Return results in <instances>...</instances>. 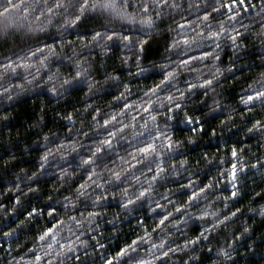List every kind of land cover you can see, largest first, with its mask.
Returning <instances> with one entry per match:
<instances>
[{
	"label": "trees",
	"instance_id": "obj_1",
	"mask_svg": "<svg viewBox=\"0 0 264 264\" xmlns=\"http://www.w3.org/2000/svg\"><path fill=\"white\" fill-rule=\"evenodd\" d=\"M13 2L25 6L31 4L32 7L27 12L21 7L10 9L7 17L0 15V26L5 22L9 25L7 39L0 37V64H4L5 58H8L18 65L16 71L0 68V88L7 90V95L0 92V205H3L0 208V264H60L61 260L64 264H78V259L81 262L86 260V264H102L103 260L114 255L124 243H130L137 235L143 236L145 230L151 234V240L145 237L141 245L143 251H138L137 254L148 260L152 258L150 251L158 255L157 249L163 242V250L171 249L167 264H178V261L182 264L187 250L181 253L175 251V248L183 245L185 240L192 241L193 237L199 236L198 241L192 242L199 252L198 264H264V217L258 214L259 205L264 204V129L248 131L255 120L264 122V106L257 102H253L255 107L252 103L246 106L240 102L242 96L249 94V85L257 89L258 86L253 81L259 80V74L264 72V37L259 35V16H264L261 11L264 0H247V4L243 6L230 5L238 13L233 19H225V14L231 16L228 8L215 10L214 0H175L180 5L176 9L161 6L164 7L163 23L158 22L156 25L160 31L158 34H149L143 45V52L140 53V61L135 59L133 50L126 48L125 43L119 40L113 41L107 52H101L98 47L88 44L92 35L91 28L107 24L109 20L112 22L107 26L113 30L126 35L132 29L133 36L139 35L138 30L142 26L139 25L138 18L137 23L132 24L97 11L87 14L78 22V26L63 24V18L59 15L45 26V17L41 15L45 0ZM51 2L52 0H48L49 6ZM129 2L135 6L137 0ZM168 2L171 3L172 0ZM225 2L226 0H221V3ZM3 3L4 0H0V4ZM209 4L212 8L208 7ZM251 5L255 7L250 8ZM205 11L211 17L207 21L204 20ZM253 19L257 22L251 23ZM217 22H222L226 30L234 28L240 33L238 47L232 48L227 35L222 33L221 39L215 41V44L220 45L215 64L211 58L191 60L187 69L180 68L175 80L166 84L161 92L148 94L153 83L162 79L161 66L164 63L171 62L170 66L177 67L179 60L187 59L188 56L198 57L200 51H212L215 48L214 43L203 37L208 28L218 30ZM242 26H247V30ZM201 29H204L203 33ZM178 33L189 37L199 35L200 39L195 40L190 48L181 42L178 48L169 49L171 40L179 39ZM80 36L85 39L81 41ZM61 40L65 44L63 48L59 47ZM45 43L56 44V55L45 53L48 55V66L41 67L36 47ZM82 44L86 47H81ZM28 50L35 53L34 58L28 56ZM125 56L129 60L122 62ZM81 58L86 61L84 67L95 82L91 92L86 86L87 80L78 87L62 85V81L74 73L73 61ZM20 60H24L29 67L19 66ZM137 67L142 71L138 72ZM218 68L220 74L216 76ZM37 70L40 72L39 76L36 75ZM109 73L117 74L120 81H106L105 76ZM49 74L54 75L51 81L47 79ZM198 76L200 79L215 76V80L210 88L186 90V84L199 83ZM125 84L128 85L127 89ZM53 87L57 92L51 91ZM174 88L185 92L183 102L173 91ZM168 92L177 97V102L182 107L172 110L174 119L170 121L163 115V110L157 123L160 125L167 121L171 125V136L179 139L182 147L177 148L174 153L165 150L162 160L167 162L166 170L168 165L177 164H173V160L178 162L184 158L187 163L179 177L158 180L153 188L156 195L149 197L146 194L130 205L132 210L129 211L122 206L119 191L122 188L129 191L146 188L151 182L152 172L149 169L153 172L155 169L149 161L145 167L141 156L133 153L132 149L140 144L134 139H128L118 141L111 150L102 147L107 155L103 162L96 161L98 167L89 178L87 173L93 171V166L81 167L79 161L80 157L91 155V152L85 148L72 151L69 142L78 138L75 129H79L80 133H88L80 143L91 146L92 142L105 138V133H111L113 128L118 129L120 124L135 127L136 121H147L148 117L141 110L140 103L124 109L123 113L120 110L125 103L132 105L133 101H146L149 98L154 103L157 98L167 103L164 95ZM121 93L124 94L122 99H113ZM213 100L217 101L219 107L211 104ZM210 106L213 108L211 112ZM156 107L159 108L157 105ZM246 107L250 111H246ZM97 108L99 112L96 111ZM185 111L194 118L191 125L180 123ZM68 113H72L71 120L65 119ZM112 116L116 119L111 120ZM106 118L110 119L107 126L103 124ZM95 122H99L101 127L95 128ZM191 128H196L199 134L191 131ZM168 131L165 130V134ZM189 135L195 137L191 143L187 139ZM65 144L67 155L56 148V145ZM232 147L244 157L239 163L247 165L238 173V195L235 197L230 194L231 185L227 178L217 176L219 168H228V163H224L221 157L224 161H231L229 150ZM50 150L51 156L45 163L40 157ZM121 156L131 167L120 162ZM132 156L141 162L137 163L130 158ZM169 156L172 159H168ZM258 160L260 163L256 164ZM41 164L44 165L43 168L40 167ZM254 164L256 167H252ZM105 165L108 168L115 165L114 170L117 171L126 169L121 180L115 181L104 170ZM33 173H36L34 177ZM130 174L135 175L139 183ZM210 177L219 183L210 180ZM86 179L89 181V188L85 190L87 196H79L74 200L77 185ZM189 180L192 182L191 187H182ZM102 182L103 194L105 189L107 193L93 208L91 204L95 199L94 193L102 194V190L97 187ZM205 183H213V187L205 193L211 203L210 210L220 209L217 216L203 220L193 218L187 222V226L181 221L174 229L170 222L179 219L186 210L175 212L178 202L186 203L187 195ZM157 203L159 207L156 206ZM189 203L193 208H199L206 201L196 200L195 204L187 202ZM33 207L37 208V212L26 217V212ZM49 207L56 208L54 216L48 215ZM250 207L257 208V212H250ZM149 208L153 210L149 211ZM8 209L11 211H6ZM89 211L98 213L91 224L82 221L81 225H76L74 220L69 219L73 215L77 219L82 214L87 216ZM169 213L172 215L157 227L161 217ZM56 219L63 222L62 230L56 238L58 243H53L48 238L39 240L37 237L40 232L45 227H51ZM216 219L221 220L219 225L215 224ZM20 221L24 223L20 224ZM9 228L14 229V232L12 236L5 237L3 233ZM202 228H207L204 235H201ZM68 240L74 245L70 254L56 260L44 257L41 261H36L38 254L43 257L41 246L46 249L47 244L52 243L55 250L58 245H66ZM77 240L86 243L81 245ZM153 244L157 245V249L152 248ZM228 246L232 247L233 252L225 262L217 250L220 247L227 249ZM124 259L127 264V257Z\"/></svg>",
	"mask_w": 264,
	"mask_h": 264
},
{
	"label": "snow or ice",
	"instance_id": "obj_2",
	"mask_svg": "<svg viewBox=\"0 0 264 264\" xmlns=\"http://www.w3.org/2000/svg\"><path fill=\"white\" fill-rule=\"evenodd\" d=\"M215 2V10L219 11L223 8H228V11L231 13V16H228L225 14V19H233L238 16L237 11L230 7V5H238L243 6L247 4V0H226L225 3H221V0H214ZM176 9L179 8L180 5L175 2V0H172L171 3L168 2V0H137L136 5L134 6L132 3L129 2V0H119V3L117 0H52L50 6L48 3V0H45L43 4V8L41 9V15L45 17L44 24L48 25L52 22L53 17L59 15L63 18V24L65 25H76L78 26V22L82 21V18H85L87 14L94 13L97 11H102L104 13H107L114 19H120L123 21H128L132 24L137 23V18L139 20V25L142 27L138 30L139 35L133 36L132 29H129V34H121V32H117L113 30L112 28L108 27L107 24H110L112 21L109 20L107 24H98L91 28V38L88 39V44H92L100 49L101 52H107L109 49V46L112 44L113 41L119 40L125 43V47L133 50L134 57L137 61L141 60L140 53L143 52V45L147 42V37L151 32L159 33L160 29L156 27L157 23H163V13H164V7ZM23 7L24 11L27 12L30 7H32L31 4L23 5L21 3H14L13 0H4L3 4H0V15H4L7 17V14L9 13V10H15ZM209 8H212V5H208ZM255 7L254 5L249 6ZM131 9V11H129ZM153 9H159L158 11H152ZM261 11L264 12V7L261 8ZM211 19L209 12H204V20L207 21ZM218 30H212L211 28H208L206 35H204L203 39L207 41H211L215 44L216 40L221 39V34L224 33L227 35L228 41L231 43L232 48L236 49L238 47L237 41L240 39V33L236 32L234 28L225 29L222 22H217ZM182 27V26H181ZM207 27V25H206ZM100 29V30H97ZM171 31V30H169ZM9 32V25L7 22L3 24V26H0V37H3L5 40L8 37ZM201 32H204V29H201ZM228 33H231V35H228ZM179 36V39L173 38L171 40V43L168 45L169 49H176L180 46L181 42L185 47L190 48L192 44L195 42V40L200 39V36H194L189 37L187 35H181L177 34ZM259 35L261 37H264V31L260 32ZM79 39L83 41L85 39L84 36H80ZM71 43V42H70ZM65 46L64 42L61 40L59 42V47L63 48ZM81 47H86V45L82 44ZM220 45L215 44V48L212 51H200L198 57L188 56L187 59H181L178 61L177 67H172L171 62L164 63L161 66V76L162 79L159 80L158 83H153L152 87L148 89V94L155 95L157 92H161L163 87L166 84H171L176 76L179 74L180 68L187 69L188 62L191 60L196 59H204V58H211L213 64L217 61L216 52L219 50ZM36 53L40 54V64L41 67H47L48 66V55L55 56L56 55V44H48L45 43L41 46L36 47ZM47 53L48 55H45ZM28 56L35 57V53H33L31 50H28ZM64 59H69L68 57H64ZM129 60L128 56L123 57L122 62H127ZM75 65L74 73L69 76L67 79L62 81V85H66L69 88L71 87H78L84 85L85 80L88 81L87 88L88 91L91 92L93 90V87L95 86V82L92 81L91 77L88 75V70L84 67V64L86 63L85 60L77 59L73 61ZM24 68H28L29 65L24 61L20 60V65ZM18 65L13 64V61L11 59L5 58V63L0 64V68H3L5 71L12 70L16 71ZM137 71L141 72L142 69L137 67ZM216 73L220 74V69L218 68L216 70ZM36 75L39 76L40 72L37 70ZM47 79L51 81L54 79L53 74H49L47 76ZM120 77L115 73H109L107 76H105V80H115L120 81ZM197 80L199 81L198 84L188 83L186 84V90H194L197 87L204 88L209 87L214 83L215 76H213L211 79H200V77H197ZM253 84H256L258 87L257 89H253L252 85H249V94L242 96L240 102L244 105H249L250 103L253 104V107H255V103L257 102L260 105L264 106V72H261L259 74V80H254ZM11 87V86H10ZM17 87H21V85H17ZM125 89H127L128 85H124ZM53 93L57 92V89L53 87L51 89ZM177 93V96L180 99H183L185 96V92L180 91L179 89H173ZM0 92H4L5 95H7V90L0 88ZM123 93H121L118 97H113V99L119 100L123 98ZM164 101L167 103L162 102L159 98H157L154 101L149 98L146 101H133L132 105L125 103L123 108L120 110L121 113H123L124 109H127L129 107H132L136 103H140L141 110L144 112V114L148 117L147 121H144L142 123V126L144 128L148 127L149 122H155L156 123V133L155 137H149L147 140H141L139 142L140 146L138 147L137 151L138 154L141 156V160L144 161V166L147 167V157L149 154L152 155L153 160H155L157 157L162 156L163 153L158 152V145H157V138L161 141L159 147H163L166 151L169 153H174L178 146L181 144V141L179 139H174L171 135L165 134L163 132H160L159 124L157 121L159 120L161 116L160 108L164 110L163 115L167 118V120H173L174 117L172 115V110L176 109L179 110L182 107V104L177 102V97L173 96L171 92L165 93L164 95ZM159 104L160 108H157L156 105ZM168 105H171L169 108ZM246 111H250L246 107ZM264 110V109H262ZM97 112H99V109H96ZM72 113H68L65 119L71 120ZM111 120H115V116H112L110 118ZM110 119L106 118L103 121L104 125L110 124ZM143 120V117H141ZM198 119V118H197ZM183 122L185 124L191 125L194 122V118L189 115L187 112L185 116L183 117ZM223 123V121H221ZM122 130L127 129V125L121 124L120 125ZM202 127V125H201ZM260 129H264V122L262 120H255L251 127L248 129L249 132L252 131H258ZM191 131L195 132L196 128H191ZM213 130V135H214ZM105 138L103 140V143L105 145H109L112 143V137L116 135L115 129L111 133H105ZM45 139L47 140L48 137L46 136ZM188 139H191L189 137ZM75 142H73V145ZM173 145H176L177 148H173ZM67 145H56V148L60 151L66 152L65 148ZM78 148V146H72V151H75ZM51 155L49 151H45L43 155H41L40 159L42 161H47V158ZM106 152L102 147H97L95 149L94 153H91V155H86L84 159L81 161L84 165H92L93 171L87 173V177L91 178L95 174V169L98 167L96 164L97 160H100L103 162V159L106 157ZM213 155H216L215 153ZM229 155L231 156V161H224L221 157V160L224 163H228V168H219L217 172V176L219 177H226L229 184L231 185V196L235 197L238 195V190L236 186V181L238 180V173H241L243 171V168L247 165H241L239 163V160H243L244 157L240 155L235 147H232L229 150ZM95 157V159H94ZM131 159L135 160L137 163H140L141 160H137L135 156L130 157ZM119 159L126 165V167H131V165H128V162L124 160L123 157H119ZM168 159H172L171 156L168 157ZM186 160L182 158L180 160L181 163L185 162ZM177 161L173 160V164H176ZM260 161L258 160L256 164H259ZM256 164L252 165V167H256ZM41 168L44 167L43 164L40 165ZM116 166L114 165L113 168H108L107 165H105L104 170L109 173V175L114 178L115 181H120L121 176L123 175V170H114ZM166 169L163 167L162 164H157L154 172L152 169H149L150 172H152L150 179L154 182H158V177L162 171H165ZM34 176L36 173L33 174ZM191 175V174H190ZM135 178V177H134ZM210 180H215V178L210 177ZM215 183H219L218 180H215ZM103 184V182L101 183ZM192 182L189 181L187 185H183L182 187H191ZM99 187V185L97 186ZM213 187V183H205L202 187H196L194 188L190 194L187 195V202H192L194 200H197L200 195H203L206 190L211 189ZM89 188V181L86 179L84 182L77 185V195L74 197V200H77L79 196H87L86 189ZM30 191H33V189H29ZM121 192L126 193L127 188H122ZM107 193V189H105L104 194H96L94 193V201L92 202L91 206L93 208L96 207V203L102 201L105 198V194ZM148 193L147 188H142L139 192V197H144ZM20 197H17V201H19ZM225 199H228V197H225ZM132 201L129 200L128 204L131 205ZM189 206H192L190 203ZM3 205H0V208H2ZM67 207V205H65ZM159 207V206H157ZM185 209V202H178V207L174 208L175 212H181V210ZM6 211H11V209H8ZM37 212V208L33 207L31 208V211L26 212V217H31L34 213ZM56 212V208L49 207L48 209V215L54 216ZM97 212L89 211L87 213V216L81 215V218L77 219L75 215L72 217H69L70 220H74L76 225H81L82 221H87L88 224H91L93 222V219L97 216ZM172 214L169 213L167 216H162L159 223L157 224V227H159L161 224H163ZM232 215V214H230ZM207 217L206 213H202L199 219H204ZM227 219V218H225ZM182 217L180 216L179 219H176L175 222H181ZM24 221H20V224H23ZM62 224L63 222L60 219H56L55 223L52 224L51 227H45L37 237L39 240H45V238L50 239L53 243L57 242V236L59 235V232L62 230ZM58 226H61L58 228ZM211 227V225H209ZM14 232V229L9 228L8 231L4 232L3 235L5 237L12 236ZM145 237H147L149 240H151V234L145 230L143 233V236L137 235L134 239L131 240L130 243H124L123 246L119 247V250L115 252L114 255H109L107 259L102 261V264H125V257H127V264H157V261H159V264H167V257L169 256L171 249L165 251L163 250L165 248V245L163 242L159 244V248L157 249V245L153 244L152 248L158 250V255L156 253L149 252V255H151V260H148L146 258H143L139 256L137 253L138 251H143L141 248V245L144 243ZM200 239L199 236L193 237L192 241L185 240V243L198 241ZM207 239V237H205ZM77 243L84 245L86 241L83 240H77ZM74 245L72 244L71 240H68L66 242V245H58V248L53 250L52 243H48L46 246V249L44 246H41V251L43 252V257L41 255L36 256V261H41L44 257H50L51 260H56L58 257H65L66 255L71 253L72 248ZM222 253L225 252L224 249L220 250ZM131 254V255H130ZM230 257L226 256V259H229ZM60 264H64L63 260L60 261ZM78 264H86V260L81 262L78 259ZM215 264V262H214Z\"/></svg>",
	"mask_w": 264,
	"mask_h": 264
},
{
	"label": "clouds",
	"instance_id": "obj_3",
	"mask_svg": "<svg viewBox=\"0 0 264 264\" xmlns=\"http://www.w3.org/2000/svg\"><path fill=\"white\" fill-rule=\"evenodd\" d=\"M262 7H264V6H262ZM259 20L261 22L260 23V29H259V33H260L262 31H264V16H259ZM256 22L257 21L254 20V19L251 20V23H256ZM45 26H47V25H45ZM242 27H245V30H247V26H242ZM215 75L218 76L219 74L215 73ZM209 91H212V90L209 89ZM181 102H183V99H181ZM211 104L213 106H215V107H219V104L217 103L216 100H213L211 102ZM157 106L160 108L159 104H157ZM212 110H213V108L210 106L209 107V112H211ZM160 111L163 112V109L160 108ZM185 114H186V111L183 112V116L181 117V120H180V123L182 125L185 124L183 122V117L185 116ZM167 121H170V120H167ZM167 121H165L164 123L160 124L158 130L160 132H163V133H165V130H169L168 131V135H171V132H170L171 125ZM100 127H101L100 123L99 122H95V128H100ZM114 129H115L116 135L113 136V137H115V139H113L112 143L109 144V145H105L103 143L104 138L101 139V140L92 142L91 146H89L88 143H85L84 145H82L80 143V141L83 140L84 136L87 135L88 133H80L79 129H75L74 130L76 132L77 137H78L74 141L75 144L73 145V142H69V143L71 145V148H72V146H78V148H85L87 151H90L91 153H94L95 149L97 147H104L106 150H111V149H113V145H115L118 141L134 139L135 141H137L139 143L141 140H147L149 137H155V133H156V130H157L155 122H149L148 127L144 128L140 121H136V126L135 127L128 126L126 130H122L121 127H119L118 129L117 128H113V130ZM90 131H91V129H90ZM196 132H197V135H198L199 134L198 130H196ZM189 137H191V139H188ZM187 139H188L189 143H191L192 140L195 139V137L192 136V135H189L187 137ZM160 143H161V141L159 140L157 142L158 152L163 153V155L159 156L155 160H153L152 155L149 154V156L146 159H147V161H149L150 164L154 165V167H156L157 164H162L163 167L165 168V165H166L167 162L162 160V157L165 155V149L163 147H159ZM179 147H182V144H180L178 146V148ZM173 148L175 149V148H177V146L173 145ZM137 149H138V147L133 148L132 151H133V153L138 155ZM49 152L51 153V150ZM63 154L67 155V152H63ZM149 158H151V159H149ZM83 159H84V157H80L79 166H81V167L84 165L81 162ZM94 159H95V157H94ZM44 162L47 163V161H44ZM120 162L123 163L121 160H120ZM186 163H187V161H185L183 163L178 161L176 165H168L167 166V170L162 171L160 173V175L158 177V180L159 181H165V180H167L170 177H172V178L179 177L181 175V171L183 170V166ZM122 170L126 171V169H122ZM33 174H32V177H34ZM61 175H63V172L61 173ZM130 176H131V178L133 180H135L137 183H139V181L136 180L135 175L130 174ZM32 177H27V179L30 180V179H32ZM150 181L151 182H149L148 186L146 187L148 189V193L147 194H148L149 197H154L156 195V193H154L153 188L156 185V182L152 181L151 179H150ZM189 181H191V180H189ZM124 182L127 183V180H125ZM17 186L19 187V185H17ZM128 187L131 188V185H129ZM99 188L102 190V194H103L104 184H100ZM142 188H144V187H140L138 189H133L132 191L127 190L126 193L121 192V190H120L119 191V195H120V199L122 201V206L124 208H127L129 211H131L132 209L129 208L130 205L128 204V201L129 200L132 201L131 205H133L134 202H138L139 199H140L139 192H140V190ZM165 194L167 195L168 193L165 192ZM213 199H215V197H213ZM197 200H205L206 203L204 205H201L199 208H193L192 206H189L187 204V202L185 203V209L186 210H185L184 214L181 216L182 217V221L185 222V226H187V222L188 221L193 220V218H199L202 213H206L207 217H216L217 213L220 211L219 208H216L215 210H210L211 209V203L208 201V194H206V193H204L203 195H200ZM151 202H152L151 199H149V204H151ZM192 202H193V204H195L196 200H194ZM156 206H160V205L157 203ZM152 210H153L152 208H149V211H152ZM248 210L250 212H257V208H255V207H250ZM258 214L260 216L264 217V204L259 205ZM225 218L228 219L229 217H223V219H225ZM201 220H203V219H201ZM214 222H215V224L219 225L221 223V220L220 219H216ZM170 223L173 226V228L175 229V226L179 225L181 222H175V220H172ZM208 227H210V226H208ZM163 230L164 229H162V231ZM206 232H207V228H202L201 229V235H204ZM221 249H224L225 252L222 253L220 251ZM185 250H187L186 258L183 260L182 264H189V262H191V264H198V255H199L198 249L196 247H194L191 242L185 243V241H184L183 245L178 246V247L175 248V251L181 252V253H184ZM217 251H218L219 256H221L223 258V260L226 262L228 260V259H226V256L229 257L230 253L233 252V249H232L231 246H228L227 249L225 247H220ZM178 264H180L179 261H178Z\"/></svg>",
	"mask_w": 264,
	"mask_h": 264
}]
</instances>
